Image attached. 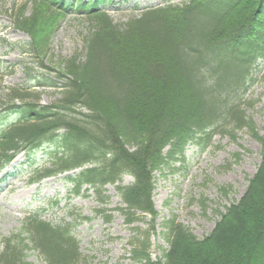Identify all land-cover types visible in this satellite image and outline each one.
<instances>
[{"label":"trees","instance_id":"1","mask_svg":"<svg viewBox=\"0 0 264 264\" xmlns=\"http://www.w3.org/2000/svg\"><path fill=\"white\" fill-rule=\"evenodd\" d=\"M105 1L32 0L28 13L22 5L11 14L29 37L21 52L40 60L69 10L90 26L82 58L60 59L55 77L36 78L49 86L62 81L54 101L41 103L29 87L0 94V119L13 115L0 124V170L18 152L45 144L49 162L34 170L35 181L75 170L65 176L72 193L92 189L100 204L108 197L104 186L116 183L124 204L116 209L132 223L154 214L153 173L182 156L187 144L219 133L234 138L247 128L261 144L259 165L212 230L198 239L170 218L163 223L161 260H151L145 240L130 241L129 253L137 264H264V138L237 95L248 68L264 57V0H188L147 8L122 24L98 7ZM125 174L128 184H122ZM17 238L18 245L4 239L0 264H26L22 251L33 248L49 264H78L68 226L33 214Z\"/></svg>","mask_w":264,"mask_h":264},{"label":"rangeland","instance_id":"2","mask_svg":"<svg viewBox=\"0 0 264 264\" xmlns=\"http://www.w3.org/2000/svg\"><path fill=\"white\" fill-rule=\"evenodd\" d=\"M185 1L188 0H109L101 7L114 23L122 24L147 7ZM31 4L32 0H0V93L8 88L31 87L29 90L39 92L41 103L49 104L59 96L62 81L49 86L47 80L36 78L55 77L61 69L60 59L83 57L89 22L79 13L69 12L56 23L44 59L40 60L33 53L19 51L18 47H27L28 37L10 20L22 5H26L28 13ZM222 72L230 70L224 68ZM227 78H221V83ZM41 82L44 85L38 86ZM239 87L241 107L257 134L264 138V58L248 68L244 86ZM3 103L0 100V107ZM234 134V138L219 133L211 140H199L200 144L189 143L182 156L155 171L151 192L154 214H140L132 223L115 209L122 204L114 184L105 186L107 201L100 204L92 189L85 195L72 194L70 184L63 178L65 174L29 183L32 164L46 165L48 153L45 146L30 154L20 153L0 172V252L5 238L12 237V242L19 244L17 235L26 216L39 212L41 218L53 224L70 225V233L77 240L78 264H137L130 258L132 240H145L151 260H161L167 248L163 225L166 220L174 218L201 239L212 230L220 213L244 193L259 165L262 148L247 128L235 130ZM131 181L129 175L122 176V184ZM22 253L26 264H48L37 250Z\"/></svg>","mask_w":264,"mask_h":264}]
</instances>
